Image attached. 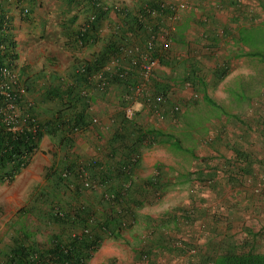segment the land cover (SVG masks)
<instances>
[{
    "label": "rangeland",
    "instance_id": "obj_1",
    "mask_svg": "<svg viewBox=\"0 0 264 264\" xmlns=\"http://www.w3.org/2000/svg\"><path fill=\"white\" fill-rule=\"evenodd\" d=\"M31 2L16 0L18 6ZM107 2L133 10L139 0ZM257 5L261 13L251 18L256 16L253 25H228L229 17L221 14V8H217V19L221 17L226 25L215 16H204V22L203 17H193L198 30L192 28L189 38L178 33L183 17L180 15L170 52L172 58L161 76L167 99L157 107L164 116L159 117L152 108L140 105L135 106L133 116L146 126L149 140L138 146L140 160L128 181L132 192L138 194L140 183L150 185L156 182L154 179L165 185V191L138 207L133 217H126L122 236L103 238L88 264H147L148 259L140 256L139 251L149 247L170 246L176 250L173 255L167 251L160 255L157 251L159 264H222L225 255L235 252L264 254V249L258 252L256 248L238 245L234 238L238 233L229 232L231 223L227 215L233 207L223 201L218 205V200L227 192L229 197L235 198L236 193L230 191L233 186L226 188L227 192L217 189L219 171L212 180L203 178L200 184L193 182L199 177L198 164L185 159L188 153L201 155L211 166L220 163L219 169H227L226 161L220 157L232 151L243 153L253 147L249 142L241 144L236 138L248 129L252 134H259L260 125H264V0H259ZM18 6L14 15L20 24L14 45L19 57L17 68L28 89L26 99L33 103V112L42 123L61 111L73 114L71 96L65 94L75 81L74 66L100 49L101 39L108 31L101 33L100 41L79 47L74 39L75 19L78 16L81 22L86 17L82 3L36 0L35 12L39 15L35 13L31 17L24 15ZM111 17L112 23L118 18L115 14ZM207 22L213 25L212 29L207 27ZM165 25L167 27V22ZM186 41L197 45L194 53L206 60L204 66L192 61ZM198 69L201 78H196ZM186 82L191 83V89L186 88ZM111 89L108 91H114L116 96H110L116 97V104L110 105L97 90L92 95L88 113L98 119V124L92 125L91 121V128L72 135L70 146L57 137L45 135L33 152L30 164L15 181L0 183V259L12 247L17 235L30 234L37 243L49 245L50 237L61 234L63 228V224L51 218L57 211L71 212L80 202L96 216L109 211L104 192H119V181H114L109 188L91 191L79 189L75 176L65 181L59 176L61 168L67 164L73 166V162L97 155L100 149L95 148L96 143L106 147L115 130H120L113 122L116 117L124 118L119 101L124 89ZM222 136L226 137V142H222ZM233 140L238 143L234 145ZM254 148L264 152V144ZM43 201L46 202L41 203ZM160 223H164L163 228L158 227ZM73 226L71 224L68 230ZM63 232L64 236L69 233ZM192 249L196 252L191 253Z\"/></svg>",
    "mask_w": 264,
    "mask_h": 264
},
{
    "label": "trees",
    "instance_id": "obj_2",
    "mask_svg": "<svg viewBox=\"0 0 264 264\" xmlns=\"http://www.w3.org/2000/svg\"><path fill=\"white\" fill-rule=\"evenodd\" d=\"M71 1L82 3L86 11V17L81 22L76 15L77 19H75V22L77 21V25H75L74 39L77 46L83 47L87 43L100 41V29L105 25L108 27V33L105 35V38L101 39L102 45L100 49H97L87 58L91 57L90 61L80 59L74 66L75 81L69 86V91L65 94V96H71L69 102L71 109H74L73 114L62 111L58 112L55 117L46 123H42L44 129L36 137H33L31 134L15 136L6 132L3 127L0 128V183L3 181L10 183L15 181L23 169L30 164L33 152L37 149L39 142L45 135L49 134L57 137L60 142H65L70 146L71 144L69 143L72 141V135L91 128L90 124L93 117L88 113L91 107L88 99L82 96V91L90 88L92 94L97 90L98 94L104 95L113 86H118L122 90L127 88V84L132 83V78L128 76L122 77L119 73H114L111 78L112 86L106 90H100L95 88V84L90 79L91 75L96 70L101 69L111 56L120 52V45L128 47L134 43H145L153 32L157 34L159 29L166 30L168 27V25L166 27V21L162 17L153 18L146 12L147 9L159 8L160 4L165 2L164 0H139V3L133 10L128 6H123V9L120 11H114L113 7L103 10V6L106 3L105 0ZM6 2L7 0H0V45L5 44L9 50L11 46L13 48L15 39L13 34V17L8 14V10L5 7ZM30 2L29 5L25 3L19 4L23 14L29 17L32 16L35 10L34 4L36 0H30ZM92 14L96 15V20L91 23L87 31L83 32L81 27L89 23V17ZM112 14L118 17V20L116 19L113 23L111 21ZM140 14L144 19V24L147 25V27L144 25L145 28L142 27V23L138 20V15ZM148 27H152L153 31L149 30ZM170 52L162 57L160 68L153 79L151 90L153 92V105L151 108L154 112L157 106H161L162 104V102L158 101V97L163 96L167 99V92L163 88L166 85L161 76L162 70L170 63ZM134 58V56H128L125 58L124 63L121 62L122 65L120 67L128 66L127 64ZM86 61V72L79 74V64ZM199 73L198 69L195 72L196 78L199 77ZM108 76L109 74L107 73ZM120 96L119 101L123 107L122 94ZM90 101L93 102L92 98ZM122 112L124 118L119 119L116 117L114 119L113 125L115 128L119 127L118 129L120 130H115L114 135L110 137L108 143L110 145L107 144L106 147H102L96 143L98 147L95 146V148L97 150L100 149L97 155L80 160L76 164L73 162V166L67 164V166L61 168L59 176L64 181L68 180L69 177L75 176L79 182V189L91 191L100 190L103 187L109 188L114 181H119V192H104V198L108 203L107 210L109 211H106L103 216H96L94 215V211L89 210L87 205L82 202L78 203L71 212L57 211L55 214H51V218L57 224L66 226L70 223L68 227L62 225L63 228L62 230L60 229L61 234L56 233L53 237L51 236L49 245L47 246L37 243L32 239L30 234L17 235L14 237L13 245L9 251H5V254L3 253L4 255L1 256L0 264H88L89 260L100 247L103 238H110L112 235L116 237L122 236V231L127 225L125 222L126 217H133L138 207L149 203V199L165 191L163 189L165 185L160 180L154 179L156 182L149 183L150 185L140 183L142 186L139 187L140 192L138 194L132 192V184H129L128 181L132 178L134 170L138 167L140 160L138 146L144 143L147 144L149 135L147 134L145 125L135 121L133 118H126L124 110ZM173 112L174 110L171 113ZM163 116L164 114L161 113L159 117ZM101 148L103 149L101 150ZM234 163L231 162V165ZM205 169L207 170L206 172ZM219 170L217 165L211 166L209 163L204 165V179L212 180ZM66 171L68 174H65ZM85 179L90 182L88 187L84 186ZM44 202L46 201L41 203ZM71 224L74 225V228L69 231L68 229ZM63 230L69 233L64 236ZM153 249L149 247L147 250L139 251L140 256L142 255L143 257L145 255L148 259L146 260L147 264H159L160 262L157 261L158 256L156 253V255L154 254ZM221 263L264 264V254L251 251L235 252L225 255Z\"/></svg>",
    "mask_w": 264,
    "mask_h": 264
},
{
    "label": "built area",
    "instance_id": "obj_3",
    "mask_svg": "<svg viewBox=\"0 0 264 264\" xmlns=\"http://www.w3.org/2000/svg\"><path fill=\"white\" fill-rule=\"evenodd\" d=\"M105 1L103 10L111 7H113L114 11L123 9L124 5L119 3L111 4L107 0ZM188 6L185 2L173 3L165 1L157 9H147L146 12L149 16L153 18L162 17L167 22V29H159L157 34L153 32L145 43H134L128 47L120 45V52L111 56L101 69L96 70L91 75L90 79L95 84V88L100 90H106L112 86L111 78L114 73H119L122 77L128 76L132 78V83L127 84V88L122 93L124 102L122 109L126 118H133L136 105L146 107V109L151 108L153 105V92L151 91L153 79L160 68L162 57L171 51L181 12L187 9ZM95 20L96 15L92 14L89 17V23L84 24L81 30L83 32L87 31ZM138 20L142 23V27L145 28L144 25L146 24H144L141 14L138 15ZM148 29L153 31L152 27H148ZM104 31H107V26L100 29L101 33H104ZM16 50L15 45H13V48L11 46L9 50L5 44L0 45V128L3 127L6 132L15 136L31 134L36 137L44 128L42 122L33 112V103L26 99L28 89L21 79L20 71L17 68L19 57ZM128 56H134L135 58L127 64L128 66L121 68L120 65L124 63L125 58ZM87 60L90 61L91 57ZM86 68L87 61L80 63L78 73H85ZM107 73L109 74L108 77ZM185 86L191 89V83H186ZM92 95L90 88L82 91V96L88 99L90 107L92 106L90 101ZM165 99L163 96L158 97L159 102H163ZM175 109H177L176 106ZM159 110L158 107L155 109L158 116H160L162 111ZM96 124H98V119L93 118L92 125ZM65 174H68L67 171ZM89 185L90 182L85 179L84 186L88 187ZM195 252V249L191 250V253Z\"/></svg>",
    "mask_w": 264,
    "mask_h": 264
},
{
    "label": "crops",
    "instance_id": "obj_4",
    "mask_svg": "<svg viewBox=\"0 0 264 264\" xmlns=\"http://www.w3.org/2000/svg\"><path fill=\"white\" fill-rule=\"evenodd\" d=\"M164 1H169L173 3L185 2L189 5L187 9L182 10L181 15H183V17L178 27L179 30L178 33L180 32L185 36L187 35V38L190 37L189 34L192 32V28L195 27L198 30L197 28L198 24L195 25L196 23H194V20L196 18L193 17H203L201 18V21L204 22L203 21L204 16H215L216 18L215 17L214 18L218 22L226 25L225 20L224 19L221 20L220 16H219L220 19H217L218 18L217 8L218 9L221 8L220 10L221 14L223 15L225 14V17L226 16L229 17L228 21L230 22L227 24L235 27L238 24L243 25V23H246L247 25H250V23L252 25L256 24L257 21L255 19L256 16L254 17L253 20H251V18H253L254 15L261 13L259 12L260 7L257 5L259 3V0L258 2L257 0H164ZM6 3L7 4L5 5V7L8 10V14L13 16L15 14L14 9L17 8L16 0H7ZM35 11L36 10H34L33 15H35V13L39 15V12L38 11L35 12ZM259 20H261V17L259 18ZM19 24L20 23L17 19V15L16 16L14 15L13 18L14 35L18 30ZM23 25L26 24L23 23ZM206 25L209 29L213 28V25L208 22ZM186 42L187 43L185 44L187 48H189L188 54L190 57H192L191 58L192 61L193 60L196 62L198 61L200 65L202 64L204 66L206 60L201 56H196L194 53L197 52V50L194 51V48H196L197 45L189 41ZM170 57L172 58V55ZM203 71H204V67H203ZM201 77L203 76L202 73L200 72L198 78ZM111 88L110 89L113 90L115 88H118V86H113ZM114 94H115L114 91L104 94L107 100H109L108 102L111 103L110 105L116 104L114 103L116 101L115 100L116 97H114L116 95ZM110 95H114V96L111 97ZM250 125L252 127V124ZM259 129H260L259 134H257V132L252 134L251 132H249L250 130L248 129V130H244V134L239 135V138H236L241 144L243 143L247 145L249 142V146H253V147H249L246 149V147L244 146L245 147L244 149H246V151L243 153H237L236 151H232L230 154L220 157V159L222 158L221 160L226 161L228 168L225 169L224 167H222L223 170L221 169L219 170L221 177L217 176L216 179L218 185L217 189L221 190L222 192H227L226 188L233 186L230 191H232V193H236L235 198L229 197L228 192L226 194L224 193L222 195L223 198L218 200V205L219 202L221 203V201H223V204L232 205L233 207L232 210L227 215L229 216L228 217L229 222L231 223V230H229V232L238 233L234 235L235 240L237 239L236 242L238 245H243L248 249L256 248L257 251L258 249H264V152H261L260 148L258 149L256 148L257 150L254 148L255 145H258L260 147L261 144H264V125H260ZM222 137H223L222 142H226V139H224L226 137L225 136ZM231 143L235 145L238 142H235V140H233ZM92 153L93 151L88 155H91ZM185 156H186L185 159H188L190 162L193 161L196 165L198 164L199 177L198 179L196 178L195 180H193V182L198 184L202 183L199 180L203 179L205 176L204 165L208 163L210 164V162H208V159L204 157L206 161L204 163V158L201 155L188 153ZM231 162H235V163L231 165ZM168 169H171V167H168ZM206 171L207 170L205 169V172ZM160 224L161 225H158V227L163 228L164 223H160ZM225 228L226 227H224L223 229ZM153 250H154V254L157 251H160L159 252L160 255H165V253L167 252L170 253V255L176 253V250L174 251L173 247L170 246H167L166 248L156 247ZM158 260L159 258L157 259V261Z\"/></svg>",
    "mask_w": 264,
    "mask_h": 264
}]
</instances>
